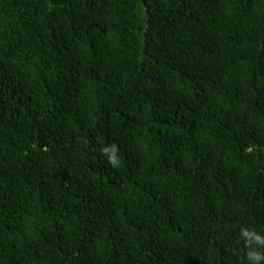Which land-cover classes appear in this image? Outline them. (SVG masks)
Instances as JSON below:
<instances>
[{"label": "trees", "instance_id": "1", "mask_svg": "<svg viewBox=\"0 0 264 264\" xmlns=\"http://www.w3.org/2000/svg\"><path fill=\"white\" fill-rule=\"evenodd\" d=\"M241 228L264 0H0V264H250Z\"/></svg>", "mask_w": 264, "mask_h": 264}, {"label": "clouds", "instance_id": "2", "mask_svg": "<svg viewBox=\"0 0 264 264\" xmlns=\"http://www.w3.org/2000/svg\"><path fill=\"white\" fill-rule=\"evenodd\" d=\"M102 152L107 154L108 162L113 166L117 167L119 165V159L117 156V149L115 145L111 147H105ZM240 235L244 240L245 247L248 249L246 252L247 260L250 264H262L264 262V235L254 229L241 228ZM255 245V247H253Z\"/></svg>", "mask_w": 264, "mask_h": 264}]
</instances>
